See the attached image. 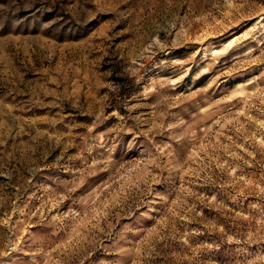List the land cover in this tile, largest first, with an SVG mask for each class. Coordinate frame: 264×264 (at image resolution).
Instances as JSON below:
<instances>
[{
  "label": "rangeland",
  "instance_id": "obj_1",
  "mask_svg": "<svg viewBox=\"0 0 264 264\" xmlns=\"http://www.w3.org/2000/svg\"><path fill=\"white\" fill-rule=\"evenodd\" d=\"M0 264H264V0H0Z\"/></svg>",
  "mask_w": 264,
  "mask_h": 264
}]
</instances>
